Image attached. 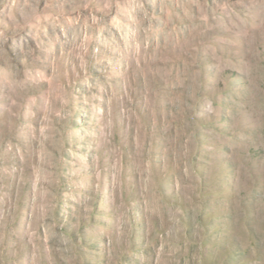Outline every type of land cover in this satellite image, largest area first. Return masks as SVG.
Wrapping results in <instances>:
<instances>
[{"label":"rangeland","instance_id":"rangeland-1","mask_svg":"<svg viewBox=\"0 0 264 264\" xmlns=\"http://www.w3.org/2000/svg\"><path fill=\"white\" fill-rule=\"evenodd\" d=\"M0 264H264V0H0Z\"/></svg>","mask_w":264,"mask_h":264}]
</instances>
